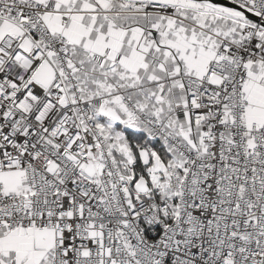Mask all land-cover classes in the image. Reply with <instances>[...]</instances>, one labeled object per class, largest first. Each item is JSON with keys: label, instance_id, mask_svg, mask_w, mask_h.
I'll list each match as a JSON object with an SVG mask.
<instances>
[{"label": "snow or ice", "instance_id": "obj_1", "mask_svg": "<svg viewBox=\"0 0 264 264\" xmlns=\"http://www.w3.org/2000/svg\"><path fill=\"white\" fill-rule=\"evenodd\" d=\"M0 264H264V0H0Z\"/></svg>", "mask_w": 264, "mask_h": 264}]
</instances>
